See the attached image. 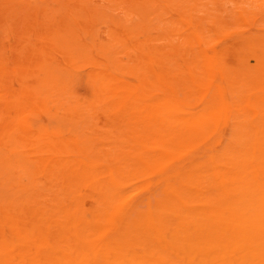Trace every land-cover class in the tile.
I'll return each mask as SVG.
<instances>
[{
	"label": "bare ground",
	"instance_id": "1",
	"mask_svg": "<svg viewBox=\"0 0 264 264\" xmlns=\"http://www.w3.org/2000/svg\"><path fill=\"white\" fill-rule=\"evenodd\" d=\"M264 0H0V264H264Z\"/></svg>",
	"mask_w": 264,
	"mask_h": 264
},
{
	"label": "rangeland",
	"instance_id": "2",
	"mask_svg": "<svg viewBox=\"0 0 264 264\" xmlns=\"http://www.w3.org/2000/svg\"><path fill=\"white\" fill-rule=\"evenodd\" d=\"M259 19H260V24L263 26V28H264V15L262 14V15H260L259 16Z\"/></svg>",
	"mask_w": 264,
	"mask_h": 264
}]
</instances>
